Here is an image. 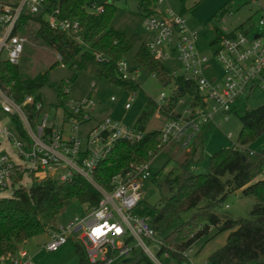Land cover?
<instances>
[{
    "label": "trees",
    "instance_id": "trees-1",
    "mask_svg": "<svg viewBox=\"0 0 264 264\" xmlns=\"http://www.w3.org/2000/svg\"><path fill=\"white\" fill-rule=\"evenodd\" d=\"M136 1L144 16L154 13L157 0ZM91 4L90 0H44L38 13L21 12L13 33L28 20L35 21L38 23L37 36L60 56L64 67L71 70L72 78L86 71L129 91H135L139 88L136 80L122 78L117 70V63L125 59L132 49V43L125 34L111 25L116 7L103 3V11L96 13L89 10ZM54 10L58 11V18L76 22L77 28L67 31L50 28L48 18ZM217 14L219 17L226 16L228 10L222 7ZM223 35L226 33L216 29L209 44L215 45ZM133 59L135 64L128 66L130 73L140 67L156 77L162 85H174L172 94L164 103L158 105L147 99L144 109L132 125L145 131L144 137L132 144L117 141L92 170V182L77 173L67 180L44 176L33 179L27 189L19 185L10 197L0 198V256L14 254L20 243L46 232L49 227L54 229L66 200H76L84 207V211L96 206L100 193L94 185L109 191L113 176L138 164L149 163L162 150L157 142L159 129H147L150 117L154 112L165 118L172 116L169 113L179 98L197 95L195 85L186 81L182 75H173L162 61L149 53L145 41L141 42ZM58 63L55 60L49 69ZM46 78L47 72H43L22 79L16 64L7 59L0 60V87L6 89L16 103H22L26 96H31L33 103L40 102L42 105L40 89ZM63 82L60 80L55 86L59 101L69 96V89L67 92L63 90ZM23 108L29 122L36 124L39 110L29 104H24ZM10 117L19 136L30 142L19 118L13 115ZM239 120L241 129L237 142L240 149L224 148L213 153L205 173L188 172L186 163L181 166L180 173L172 175L169 172L164 177L169 194L162 195L155 206L141 210L140 215L147 219L150 227L156 233L163 234L158 255L167 254L177 263H185V250L212 226L216 233H228L224 243L210 253L203 264H264V179L259 178L264 171V148L259 153L245 148L246 143L264 131V104L244 110ZM21 177L19 174L15 181L19 182ZM235 190H241L243 195L254 199L250 217L231 219L215 213V208L224 197ZM193 208L197 211L187 220H182L181 214ZM68 242L74 244L78 264H91L81 243L73 240ZM114 264H150V260L139 248H135L129 258Z\"/></svg>",
    "mask_w": 264,
    "mask_h": 264
},
{
    "label": "built area",
    "instance_id": "built-area-1",
    "mask_svg": "<svg viewBox=\"0 0 264 264\" xmlns=\"http://www.w3.org/2000/svg\"><path fill=\"white\" fill-rule=\"evenodd\" d=\"M163 1L157 0V3ZM253 1L259 4V0ZM43 2L44 0L0 2V24L3 27L0 50L5 48L10 63H17L25 41L13 33L21 12L25 10L31 14L38 13ZM259 6L264 11V6ZM89 10L100 13L103 8L95 7L92 3ZM57 14V10L49 14L50 28L63 31L77 28L76 22L60 19ZM143 23L147 32L145 44L149 53L159 61L175 58L181 65L179 75L186 81L193 82L197 93L196 96L186 95L190 102L181 110L175 111L176 105L183 103L182 97L177 100L169 113L172 116L166 118L159 128L158 146L166 147L178 143L187 148L203 128L212 126L220 129L222 120L228 118L235 109L234 103L245 92L249 94L258 88L264 93V31L250 35L241 28H236L221 36L213 44V56L221 67V75L207 78L204 73L211 68L208 58L198 51L197 32L186 25L181 14L166 8L162 12L154 11L152 15L145 16ZM257 23L263 26L264 17ZM56 58L60 66L64 67L58 54ZM117 70L122 78L133 79L136 72L128 71L125 60L117 63ZM67 85L68 81L64 80V92L68 91ZM164 99L166 97L161 94L160 100ZM24 104L37 110L42 107L40 102L33 103L31 96H26L22 103H16L7 90L0 87V110L10 116H17L21 122L24 121L23 127L30 139V142L21 137L20 140H13V136L9 134L8 138L12 139L17 155L29 163H16L7 154L0 153V192L16 182L19 174L35 176L46 168L53 171L59 168L65 170L58 175L59 180H67L77 173L92 182V170L117 141L132 144L145 135V131L125 126L108 116L93 119L88 109V99L72 102L76 120L68 133L55 125H47L46 116H43L33 130L24 111ZM124 108H129V103H125ZM90 120L94 124L80 135L79 125ZM225 135L228 138L231 136L230 132ZM47 176L54 177L55 174L51 172ZM150 176L149 163H141L113 176L109 191L94 185L100 193L98 204L57 223L54 229L47 230L48 240L41 248L54 252L69 240H73L81 243L91 264H114L118 260L129 258L135 248H139L148 259L155 261L151 246L158 251L162 246V239L156 236V231L150 227L144 216L134 212L142 200L144 183ZM0 264H30V258L24 251H19L0 256ZM184 264H191L188 257Z\"/></svg>",
    "mask_w": 264,
    "mask_h": 264
},
{
    "label": "rangeland",
    "instance_id": "rangeland-1",
    "mask_svg": "<svg viewBox=\"0 0 264 264\" xmlns=\"http://www.w3.org/2000/svg\"><path fill=\"white\" fill-rule=\"evenodd\" d=\"M90 1L95 7H100L103 3L113 4L116 7L111 25L131 41L132 49L124 60L127 66H133L135 64L133 54L141 42L147 39L143 23L145 16L139 10L137 1ZM261 6H264V0L261 1ZM155 7L156 12L170 8L176 14H181L186 25L197 32L198 51L208 58V63L211 66L204 73L207 78L221 75V67L213 56L214 45L209 44L216 29L229 31L241 23L240 28L250 35L264 31V25L260 26L257 23L261 17H264V11L258 2L253 0H164L162 3H157ZM222 7L228 10L230 15L219 17L217 12ZM37 27V22L28 20L16 32L19 37L25 40L16 63L20 78L26 79L37 73L47 72L46 81L40 89L42 107L37 113L36 124L30 121L33 130L36 129V125L40 123L43 116H46L47 125H55L68 133L76 120L71 104L72 102H81L83 99H88V109L93 119H102L108 116L125 126H132L144 109L147 99L161 104L166 99L160 100V95L163 94L167 98L174 90L173 83L162 85L156 77L140 67L136 69L134 75V79L139 85L135 91H129L86 71H81L77 77L72 78L71 70L60 66V63L49 69L57 59L56 52L37 36ZM2 32L3 27L0 24V36ZM5 59H7V51L2 48L0 60ZM162 64L171 73L181 74V65L175 58L166 59L162 61ZM60 80H67L69 89V96L63 98L62 101L57 99L55 93V86ZM182 100L183 103L177 104L175 111L181 110L190 102L188 96L182 97ZM125 103H129V108H124ZM262 104H264V93L260 89L255 88L249 94L245 92L234 103L235 109L228 118L222 120L220 129L212 126L203 128L195 135L187 148L181 147L178 143L162 147V150L149 161L151 176L144 183L142 200L134 212L140 215L141 210L155 206L162 195L169 194L164 177L169 172L172 175L180 173L184 163H186V170L192 174L205 173L208 171L209 158L213 153L224 148L240 149L241 146L237 142L241 129L239 115L244 110H250ZM165 120L164 116L154 112L147 123V129H159ZM93 124V120L81 123L78 133L83 135L85 130ZM22 125L25 126L24 121H22ZM226 132H230L229 138L226 137ZM9 134L13 136V140H20L10 115L0 110V153L7 154L16 163L28 164L26 159L17 155V149L13 146L12 139L8 138ZM245 148L253 153H259L264 148V131L246 143ZM50 172H53L54 177L57 178L65 170L59 168L53 171L51 168H46L34 177L24 173L19 182H14L0 192V198L10 197L12 191L19 185L27 189L33 179H39L40 175L47 176ZM259 178L264 179V171ZM253 204L252 197L243 195L241 190H235L224 197L222 203L215 208V213L231 219L248 218ZM196 211V208H193L182 213V220H187ZM83 212L84 207L79 202L69 199L64 202L58 220L68 219ZM52 229L49 227L48 231ZM216 232V229L211 226L206 234L192 244L190 249L185 250L184 255L188 257L191 264H203L206 257L224 243L228 231ZM156 236L162 238L163 234L157 233ZM47 240V232H41L28 238L24 243H20L16 252L24 251L30 258V264H78V256L73 242H67L57 251L48 252L41 248V245ZM151 252L155 261L149 259L150 264H181L165 254L158 255L153 246H151Z\"/></svg>",
    "mask_w": 264,
    "mask_h": 264
},
{
    "label": "crops",
    "instance_id": "crops-1",
    "mask_svg": "<svg viewBox=\"0 0 264 264\" xmlns=\"http://www.w3.org/2000/svg\"><path fill=\"white\" fill-rule=\"evenodd\" d=\"M261 1L262 0H259V4H261ZM156 8V7H155ZM155 10V9H154ZM228 15H230V12H228ZM240 25H241V23L238 25V26H236V27H234V28H232V29H230L229 31H222V32H224V33H229V32H231L232 30H234V29H236V28H239L240 27ZM95 120H98V119H95ZM164 122V121H163ZM163 122H162V124H163ZM187 152H190V150H187ZM49 174H51V172L49 173ZM48 174V175H49ZM46 176V175H45ZM34 177V176H33ZM42 177H44V175H40L39 176V179L40 178H42ZM69 219V218H68ZM67 219H65V218H63L62 220H58V223H60V222H63V221H66ZM25 242V241H24ZM24 242H22V243H24ZM62 247V246H61Z\"/></svg>",
    "mask_w": 264,
    "mask_h": 264
}]
</instances>
